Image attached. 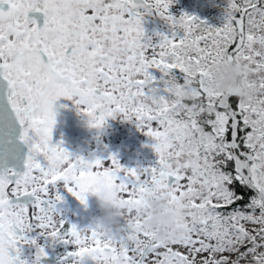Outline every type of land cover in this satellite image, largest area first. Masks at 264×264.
Masks as SVG:
<instances>
[{"label":"snow or ice","instance_id":"1","mask_svg":"<svg viewBox=\"0 0 264 264\" xmlns=\"http://www.w3.org/2000/svg\"><path fill=\"white\" fill-rule=\"evenodd\" d=\"M173 2L0 0V264H41V238L71 245L58 264H264V0H226L216 26L173 15ZM153 13L170 25L158 39L142 25ZM219 62L247 69L254 101L207 87ZM61 97L92 127L134 122L154 162L127 168L53 142ZM99 175L125 205L165 195L185 234L158 242L138 220L108 231L66 222L60 189L86 204Z\"/></svg>","mask_w":264,"mask_h":264},{"label":"flooded vegetation","instance_id":"2","mask_svg":"<svg viewBox=\"0 0 264 264\" xmlns=\"http://www.w3.org/2000/svg\"><path fill=\"white\" fill-rule=\"evenodd\" d=\"M225 6L226 0H174L169 7V12L173 15H179L181 12L194 15L216 26L223 19ZM30 15L39 16V14L32 13ZM142 25L145 35L152 36L153 39H158L155 33L169 34L170 32V25L155 13L146 14ZM151 71L154 76H159L157 70ZM54 107L56 123L52 130L53 142L62 141L63 147L70 153L85 159L103 158L111 153L116 156L123 167L127 168L136 167L137 162H141L144 166V160L152 158L154 152L150 147L151 139L143 131L138 130L134 122L122 120L120 117H110L101 128L90 127L75 112L71 101L61 97L54 102ZM130 144L134 149H130ZM133 150L140 151V154L131 153ZM60 193L63 199L57 207L66 222L77 224L80 227L90 224L91 216L97 212L95 198L89 195L86 204H81L66 189H60ZM41 240L45 247H49L47 256L41 258V264H58V256L71 247L60 240H51V238H41ZM25 250L27 249L24 246L22 258L25 257ZM47 257L51 261H47ZM84 264H94V262L86 259Z\"/></svg>","mask_w":264,"mask_h":264},{"label":"clouds","instance_id":"3","mask_svg":"<svg viewBox=\"0 0 264 264\" xmlns=\"http://www.w3.org/2000/svg\"><path fill=\"white\" fill-rule=\"evenodd\" d=\"M247 69L236 62H219L213 66L212 77L207 82L209 89L236 95L244 102H251L257 98L255 89L248 87ZM75 112L89 125V118L78 111ZM92 127V126H90ZM95 198L97 212L90 218V224L98 225L101 231L121 229L129 220H138L143 229L150 233L152 239L162 242L169 237H181L185 234L180 214L168 203L165 195H154L144 192L139 195V202L131 206L121 203L122 197L112 185L111 181L103 176L93 177L88 184V196ZM129 207L137 209L131 216ZM79 259V258H77ZM95 264H111L103 255L97 257Z\"/></svg>","mask_w":264,"mask_h":264},{"label":"rangeland","instance_id":"4","mask_svg":"<svg viewBox=\"0 0 264 264\" xmlns=\"http://www.w3.org/2000/svg\"><path fill=\"white\" fill-rule=\"evenodd\" d=\"M126 148H129V146H126ZM130 149H134V147L133 146H131V144H130ZM138 153V154H140V151H138V150H133V151H131V153ZM146 160V161H145ZM144 160V166H148V165H150V164H152L153 162H154V160H155V154L153 153V156H152V158L150 159V158H148V159H145ZM147 160H149V161H147ZM135 165H136V167L137 166H143V164L141 163V162H137V163H135ZM133 168V167H132ZM45 247V246H44ZM25 249H27V250H25V259H28L29 261L32 259V256L31 255H33V253H34V251H35V249L34 248H32V247H29V246H27V245H25ZM48 250H49V247H45V251H46V253L48 252ZM181 251H183V249H181ZM31 254V255H30Z\"/></svg>","mask_w":264,"mask_h":264},{"label":"water","instance_id":"5","mask_svg":"<svg viewBox=\"0 0 264 264\" xmlns=\"http://www.w3.org/2000/svg\"><path fill=\"white\" fill-rule=\"evenodd\" d=\"M47 261H51L49 257L46 258Z\"/></svg>","mask_w":264,"mask_h":264}]
</instances>
